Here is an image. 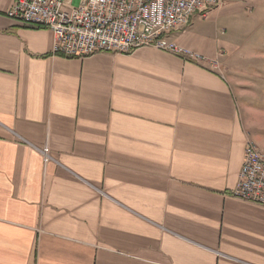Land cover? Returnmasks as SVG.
Masks as SVG:
<instances>
[{
    "label": "crops",
    "instance_id": "obj_1",
    "mask_svg": "<svg viewBox=\"0 0 264 264\" xmlns=\"http://www.w3.org/2000/svg\"><path fill=\"white\" fill-rule=\"evenodd\" d=\"M13 1L0 0V264H264V209L231 196L246 143L264 154V111L234 72L264 0H223L166 35L224 53V79L151 48L51 56L48 30L5 17Z\"/></svg>",
    "mask_w": 264,
    "mask_h": 264
},
{
    "label": "built area",
    "instance_id": "obj_2",
    "mask_svg": "<svg viewBox=\"0 0 264 264\" xmlns=\"http://www.w3.org/2000/svg\"><path fill=\"white\" fill-rule=\"evenodd\" d=\"M223 0H14L6 18L51 33V56L84 59L96 53L129 54L140 48L169 53L185 62L207 64L224 79L218 52L213 59L187 50L166 35L185 29L197 13ZM44 164L52 158L39 151ZM232 198L264 209V154L253 141L245 146Z\"/></svg>",
    "mask_w": 264,
    "mask_h": 264
},
{
    "label": "rangeland",
    "instance_id": "obj_3",
    "mask_svg": "<svg viewBox=\"0 0 264 264\" xmlns=\"http://www.w3.org/2000/svg\"><path fill=\"white\" fill-rule=\"evenodd\" d=\"M254 17L256 19L247 23L242 38L238 40V45H244V50L243 55L236 57L234 63L240 70L234 72H237L238 83L250 88L252 102L249 105L264 111V8L254 11ZM256 52L261 54L255 55ZM220 70L226 78L223 64L220 65ZM236 89L239 91L240 87Z\"/></svg>",
    "mask_w": 264,
    "mask_h": 264
}]
</instances>
